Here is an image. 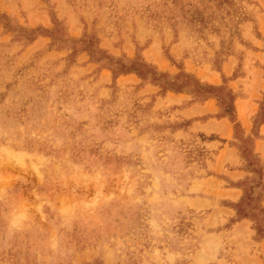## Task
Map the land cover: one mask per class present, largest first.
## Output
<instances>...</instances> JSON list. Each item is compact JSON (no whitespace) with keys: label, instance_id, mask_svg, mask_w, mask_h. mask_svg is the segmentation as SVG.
<instances>
[{"label":"rangeland","instance_id":"rangeland-1","mask_svg":"<svg viewBox=\"0 0 264 264\" xmlns=\"http://www.w3.org/2000/svg\"><path fill=\"white\" fill-rule=\"evenodd\" d=\"M136 61L232 90L264 156V0H0V264H264L219 101Z\"/></svg>","mask_w":264,"mask_h":264},{"label":"trees","instance_id":"trees-1","mask_svg":"<svg viewBox=\"0 0 264 264\" xmlns=\"http://www.w3.org/2000/svg\"><path fill=\"white\" fill-rule=\"evenodd\" d=\"M42 31V30H40ZM38 32V30H33L28 35L29 39H32L34 35ZM52 34V32H51ZM87 50L90 49L86 48ZM90 51V50H89ZM93 55L94 52L90 51ZM97 53H102V50H98ZM109 58V57H106ZM110 59V58H109ZM97 62L101 61L100 59L96 60ZM118 68L114 67V73L116 74H128V73H136L142 80L148 81L150 80L153 83H156L161 86V88L165 91L172 90L175 92H181L185 88L190 90L191 94H194L197 98L202 101H206L211 98H216L223 111V116L227 117L229 121L233 124L234 133L236 138L240 141L241 145L239 146V150L241 153L242 159L246 162V171L252 173L255 177L253 183L256 182L255 187H251L247 185V182L251 184V180L246 177L243 181V185H236V187L240 188L243 192L241 199L237 204L233 206L236 211V215L238 221L240 220H250L255 226L254 230L257 232L259 238L264 239V206L261 204L260 200L256 201L253 197V191L256 188L264 189V162L262 161L260 154L256 152L254 139L250 138V136H245V133L240 134V130H242V125L237 117V112L235 108V102L237 97L233 93L232 90L224 87L212 86L209 84H203L200 80L195 78L194 76L186 75L187 81L178 83L179 77H176L177 81H168L163 80L164 78H168V75L158 74L156 70L153 69L146 62H133L131 66L124 65L122 63H118ZM258 138V135L256 136Z\"/></svg>","mask_w":264,"mask_h":264},{"label":"crops","instance_id":"crops-1","mask_svg":"<svg viewBox=\"0 0 264 264\" xmlns=\"http://www.w3.org/2000/svg\"><path fill=\"white\" fill-rule=\"evenodd\" d=\"M246 123H248V117H247V120H244ZM263 125V124H262ZM220 127H221V129H222V132L224 133V134H226L227 136L229 135H231V129H230V126H229V123L228 122H223V123H221L220 124ZM227 127V128H226ZM260 138H261V136H260V133L258 134V139L257 140H260ZM256 152H257V148H256ZM258 154H260V157H261V159H263L264 158V156H263V154H261V153H258ZM225 155L223 154V157H224ZM243 172H245V174H247L246 172H248V171H243ZM249 173V172H248ZM249 174H252V173H249ZM230 193H239L240 192V194L242 195L243 194V192H242V190L240 189V188H238V187H236V186H234V187H231L230 189H227ZM245 221H247L246 219H244V220H240V221H237L236 223L237 224H241V223H243V222H245Z\"/></svg>","mask_w":264,"mask_h":264},{"label":"bare ground","instance_id":"bare-ground-1","mask_svg":"<svg viewBox=\"0 0 264 264\" xmlns=\"http://www.w3.org/2000/svg\"><path fill=\"white\" fill-rule=\"evenodd\" d=\"M243 110V109H242ZM243 114H245V113H243ZM243 114H242V116H243ZM227 128V127H226Z\"/></svg>","mask_w":264,"mask_h":264}]
</instances>
